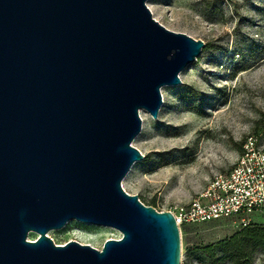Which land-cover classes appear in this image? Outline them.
Instances as JSON below:
<instances>
[{
    "label": "water",
    "instance_id": "95a60500",
    "mask_svg": "<svg viewBox=\"0 0 264 264\" xmlns=\"http://www.w3.org/2000/svg\"><path fill=\"white\" fill-rule=\"evenodd\" d=\"M147 1L0 0V264H181L173 212L122 181L145 158L140 111L158 118L162 87L206 43ZM73 220L122 237L100 249L48 235Z\"/></svg>",
    "mask_w": 264,
    "mask_h": 264
},
{
    "label": "rangeland",
    "instance_id": "374dc122",
    "mask_svg": "<svg viewBox=\"0 0 264 264\" xmlns=\"http://www.w3.org/2000/svg\"><path fill=\"white\" fill-rule=\"evenodd\" d=\"M153 17L167 28L206 43L198 59L181 72L179 85L162 87L158 118L145 120L133 140L145 158L136 161L123 188L160 211L189 204L211 180L236 163L247 137L264 144V0H148ZM238 218L181 225V264H208L201 250L243 226ZM252 223L264 224L261 215ZM90 236L83 243L102 248L120 230L79 220L51 229L58 244ZM36 231L29 239H37ZM81 242V241H80ZM82 243V242H81ZM264 258L256 255L257 261Z\"/></svg>",
    "mask_w": 264,
    "mask_h": 264
},
{
    "label": "built area",
    "instance_id": "2783aa9c",
    "mask_svg": "<svg viewBox=\"0 0 264 264\" xmlns=\"http://www.w3.org/2000/svg\"><path fill=\"white\" fill-rule=\"evenodd\" d=\"M169 211L180 228L185 223L225 218H238L245 227L252 223V216L264 217V144L256 135H249L228 172L217 174L203 192L177 212Z\"/></svg>",
    "mask_w": 264,
    "mask_h": 264
},
{
    "label": "trees",
    "instance_id": "16d2710c",
    "mask_svg": "<svg viewBox=\"0 0 264 264\" xmlns=\"http://www.w3.org/2000/svg\"><path fill=\"white\" fill-rule=\"evenodd\" d=\"M208 264H264L256 255H264V224L251 223L229 238L201 248Z\"/></svg>",
    "mask_w": 264,
    "mask_h": 264
},
{
    "label": "bare ground",
    "instance_id": "6f19581e",
    "mask_svg": "<svg viewBox=\"0 0 264 264\" xmlns=\"http://www.w3.org/2000/svg\"><path fill=\"white\" fill-rule=\"evenodd\" d=\"M140 114H141L142 121H144L145 120V114H143L142 110L140 111ZM88 236H90V234L85 233L81 236V238L79 240L83 243L85 241V239H87Z\"/></svg>",
    "mask_w": 264,
    "mask_h": 264
}]
</instances>
